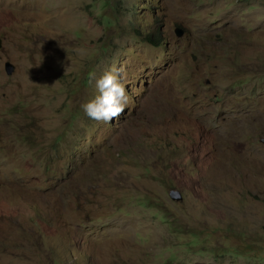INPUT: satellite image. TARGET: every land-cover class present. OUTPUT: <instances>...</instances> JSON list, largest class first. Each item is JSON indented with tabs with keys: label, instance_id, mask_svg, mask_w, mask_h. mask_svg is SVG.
I'll list each match as a JSON object with an SVG mask.
<instances>
[{
	"label": "rangeland",
	"instance_id": "obj_1",
	"mask_svg": "<svg viewBox=\"0 0 264 264\" xmlns=\"http://www.w3.org/2000/svg\"><path fill=\"white\" fill-rule=\"evenodd\" d=\"M0 40V264H264V0H0Z\"/></svg>",
	"mask_w": 264,
	"mask_h": 264
},
{
	"label": "clouds",
	"instance_id": "obj_2",
	"mask_svg": "<svg viewBox=\"0 0 264 264\" xmlns=\"http://www.w3.org/2000/svg\"><path fill=\"white\" fill-rule=\"evenodd\" d=\"M119 72L112 69L95 80L99 95L80 105L89 118L110 123L123 114L129 98Z\"/></svg>",
	"mask_w": 264,
	"mask_h": 264
},
{
	"label": "water",
	"instance_id": "obj_3",
	"mask_svg": "<svg viewBox=\"0 0 264 264\" xmlns=\"http://www.w3.org/2000/svg\"><path fill=\"white\" fill-rule=\"evenodd\" d=\"M178 37L183 36L184 31L182 29H179L178 32L176 33ZM2 47L1 44V40H0V49ZM16 70V67L11 63V62H7L5 64V71L8 75H12ZM170 198L174 201H182L183 200V196L179 191H171L170 192Z\"/></svg>",
	"mask_w": 264,
	"mask_h": 264
},
{
	"label": "trees",
	"instance_id": "obj_4",
	"mask_svg": "<svg viewBox=\"0 0 264 264\" xmlns=\"http://www.w3.org/2000/svg\"><path fill=\"white\" fill-rule=\"evenodd\" d=\"M138 34H139V32H138ZM145 39H146V41H148L149 43H152L155 46L160 44L159 40L157 39V37H155L154 33L151 34L150 36H146Z\"/></svg>",
	"mask_w": 264,
	"mask_h": 264
}]
</instances>
